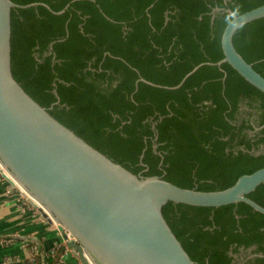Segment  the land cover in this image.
<instances>
[{
	"label": "trees",
	"instance_id": "trees-1",
	"mask_svg": "<svg viewBox=\"0 0 264 264\" xmlns=\"http://www.w3.org/2000/svg\"><path fill=\"white\" fill-rule=\"evenodd\" d=\"M12 1L51 8L12 9L14 77L114 161L205 191L264 167V93L230 64H203L168 88L223 57L225 8L241 14L264 0ZM234 45L264 76V17L240 27ZM248 196L264 206V182ZM163 213L197 264H239L233 255L252 245L263 255L243 264H264V214L247 203L168 202Z\"/></svg>",
	"mask_w": 264,
	"mask_h": 264
},
{
	"label": "water",
	"instance_id": "water-1",
	"mask_svg": "<svg viewBox=\"0 0 264 264\" xmlns=\"http://www.w3.org/2000/svg\"><path fill=\"white\" fill-rule=\"evenodd\" d=\"M38 5L51 9L43 2L0 0V175L49 223L71 234L67 246L80 264H197L164 216L168 202L212 207L244 202L264 214V206L248 196L264 182V167L211 191L136 174L36 101L13 75L11 12ZM224 10L232 18L221 36L223 57L196 65L168 88L181 86L203 64L226 62L264 93V76L234 45L240 27L264 17V4L241 14L229 7Z\"/></svg>",
	"mask_w": 264,
	"mask_h": 264
},
{
	"label": "crops",
	"instance_id": "crops-1",
	"mask_svg": "<svg viewBox=\"0 0 264 264\" xmlns=\"http://www.w3.org/2000/svg\"><path fill=\"white\" fill-rule=\"evenodd\" d=\"M63 239L64 233L0 175V264H34V258L36 264H78L75 253H57Z\"/></svg>",
	"mask_w": 264,
	"mask_h": 264
},
{
	"label": "flooded vegetation",
	"instance_id": "flooded-vegetation-1",
	"mask_svg": "<svg viewBox=\"0 0 264 264\" xmlns=\"http://www.w3.org/2000/svg\"><path fill=\"white\" fill-rule=\"evenodd\" d=\"M217 8V7H216ZM216 8H214V11H216ZM250 122L254 124V114L250 116ZM259 127L255 125V129L252 131H248L249 135L251 136L255 131H257ZM256 249V245L249 246L247 248L241 247L240 252L237 254H234V260L239 263L243 264L248 259L255 257V256H262L263 254L261 252H254Z\"/></svg>",
	"mask_w": 264,
	"mask_h": 264
},
{
	"label": "built area",
	"instance_id": "built-area-1",
	"mask_svg": "<svg viewBox=\"0 0 264 264\" xmlns=\"http://www.w3.org/2000/svg\"><path fill=\"white\" fill-rule=\"evenodd\" d=\"M71 240H73V237L71 236V234L68 231L64 232V239L62 241V246H63V251H65V253H66V251H71L72 253H75L73 248H69L67 246L68 241H71ZM75 256L77 257L76 254H75ZM79 264H80V261H79Z\"/></svg>",
	"mask_w": 264,
	"mask_h": 264
}]
</instances>
